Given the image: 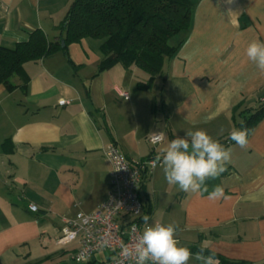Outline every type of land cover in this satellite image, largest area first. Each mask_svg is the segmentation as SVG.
Returning a JSON list of instances; mask_svg holds the SVG:
<instances>
[{"label": "crops", "instance_id": "crops-1", "mask_svg": "<svg viewBox=\"0 0 264 264\" xmlns=\"http://www.w3.org/2000/svg\"><path fill=\"white\" fill-rule=\"evenodd\" d=\"M73 1L0 0V45L12 48L37 29L56 40ZM191 1V26L150 86L151 74L136 65L102 70V40L94 38L26 63V92L0 85V264H76L78 243L58 239L65 218L107 197L111 142L137 164L196 128L225 139L239 129L240 110L264 101V72L245 55L249 42L264 41V0ZM157 133L164 140L148 142ZM225 148L231 157L217 178L224 198L185 193L158 165L141 192L144 213L177 225L182 245L215 252L219 264H264V117L246 147Z\"/></svg>", "mask_w": 264, "mask_h": 264}, {"label": "trees", "instance_id": "trees-1", "mask_svg": "<svg viewBox=\"0 0 264 264\" xmlns=\"http://www.w3.org/2000/svg\"><path fill=\"white\" fill-rule=\"evenodd\" d=\"M193 9L191 0H74L56 40H49L37 29L26 41L12 48L0 45V85L7 92L18 88L26 92L30 81L26 63L39 61L60 49L66 50L69 44L84 38H94L102 40V70L117 63L125 67L136 65L151 74L150 86L161 73L165 59L174 56L183 42V39L177 44L169 41L190 28ZM16 76L21 78L20 84L13 81ZM238 113L242 119L237 127L247 128L249 136L264 117V101ZM219 142L225 147L234 141L227 137ZM207 184L211 190L218 180L209 179Z\"/></svg>", "mask_w": 264, "mask_h": 264}, {"label": "clouds", "instance_id": "clouds-1", "mask_svg": "<svg viewBox=\"0 0 264 264\" xmlns=\"http://www.w3.org/2000/svg\"><path fill=\"white\" fill-rule=\"evenodd\" d=\"M245 55L257 69L264 72V41L255 39L249 42ZM213 118L214 115L208 116L203 122ZM189 122L194 128L200 123L195 119ZM229 138L244 148L248 145V130L234 128ZM159 142L160 137H155L153 143ZM230 157V149H226L205 130L196 128L186 132L183 137L172 139L156 160L169 184L178 185L185 193H207V198L215 201L225 197L224 188L216 185L209 191L207 181L218 178L226 170ZM141 219L144 228L135 244V264H189L191 260L197 264H219L215 252L202 247L193 252L190 247L182 245L177 238L178 226L174 223L149 224L148 214L142 215ZM124 254L128 255L127 249H124Z\"/></svg>", "mask_w": 264, "mask_h": 264}, {"label": "built area", "instance_id": "built-area-1", "mask_svg": "<svg viewBox=\"0 0 264 264\" xmlns=\"http://www.w3.org/2000/svg\"><path fill=\"white\" fill-rule=\"evenodd\" d=\"M121 95L125 98L128 96L127 93ZM66 103V100L59 101L61 105ZM157 136L160 137L159 143L164 140V136L157 133L148 137V142L159 144L153 143ZM104 156L111 166L107 197L95 211L79 212L73 218H65L58 244L66 246L78 243L73 256L76 264H86L104 251H109L110 256L96 264H135V244L144 228L141 192L160 163L152 157L131 164L114 142L106 146ZM30 208L37 210L35 205ZM124 249L128 250V255L124 254Z\"/></svg>", "mask_w": 264, "mask_h": 264}, {"label": "rangeland", "instance_id": "rangeland-1", "mask_svg": "<svg viewBox=\"0 0 264 264\" xmlns=\"http://www.w3.org/2000/svg\"><path fill=\"white\" fill-rule=\"evenodd\" d=\"M180 40V37H178V36H175V37H173L169 42L171 43V44H177V42Z\"/></svg>", "mask_w": 264, "mask_h": 264}, {"label": "water", "instance_id": "water-1", "mask_svg": "<svg viewBox=\"0 0 264 264\" xmlns=\"http://www.w3.org/2000/svg\"><path fill=\"white\" fill-rule=\"evenodd\" d=\"M62 45H64V43H62Z\"/></svg>", "mask_w": 264, "mask_h": 264}]
</instances>
